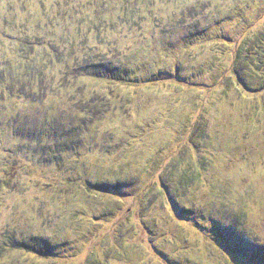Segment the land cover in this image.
<instances>
[{
    "label": "rangeland",
    "instance_id": "374dc122",
    "mask_svg": "<svg viewBox=\"0 0 264 264\" xmlns=\"http://www.w3.org/2000/svg\"><path fill=\"white\" fill-rule=\"evenodd\" d=\"M137 1L0 0V264H264V0Z\"/></svg>",
    "mask_w": 264,
    "mask_h": 264
},
{
    "label": "trees",
    "instance_id": "16d2710c",
    "mask_svg": "<svg viewBox=\"0 0 264 264\" xmlns=\"http://www.w3.org/2000/svg\"><path fill=\"white\" fill-rule=\"evenodd\" d=\"M104 1V0H103ZM126 2H123L126 7H128V3L131 0H125ZM140 3V0L137 1ZM116 6V1L114 2ZM136 5H134L135 7ZM140 7V6H139ZM113 6H111L110 9H112ZM138 8V6L136 7ZM198 6H194L190 8L191 15L193 18L199 17L197 14ZM135 8H133L134 10ZM6 18L11 16V14L7 13ZM4 18V17H3ZM29 25H26V27ZM43 28L38 29L42 30ZM28 32V31H26ZM69 35L64 36L63 38H67ZM29 39V36H27ZM34 38L39 39L41 38L40 34H34ZM30 45L31 47H34L32 42H26L23 43L21 40L20 45L22 46ZM26 47L21 48V51H25ZM19 51L18 54L21 52ZM25 53V52H24ZM86 57V62L88 63L89 57L85 55L82 59ZM24 59V61L22 60ZM20 60V61H19ZM39 58L34 53V51H31L29 55L25 56H17L13 57L12 59H7L4 65L0 66V83L6 86V90H8L11 94L15 93V90H19L20 93L24 94L28 97H42L45 95V90L50 87V82L47 81L45 75V69L39 65L38 63ZM3 63V62H2ZM1 63V64H2ZM84 67H87L85 64ZM83 67V68H84ZM2 68H4L2 70ZM79 71V70H78ZM83 71V69H82ZM113 72H111L112 74ZM67 75H65L66 77ZM79 76V74L77 75ZM200 175V173H199ZM184 184V183H183Z\"/></svg>",
    "mask_w": 264,
    "mask_h": 264
}]
</instances>
